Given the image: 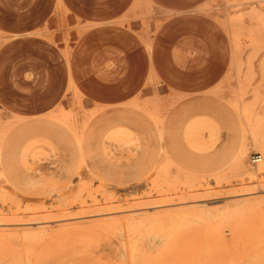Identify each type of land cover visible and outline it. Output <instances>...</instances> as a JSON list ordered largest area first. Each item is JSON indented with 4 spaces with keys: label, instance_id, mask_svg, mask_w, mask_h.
<instances>
[{
    "label": "rangeland",
    "instance_id": "1",
    "mask_svg": "<svg viewBox=\"0 0 264 264\" xmlns=\"http://www.w3.org/2000/svg\"><path fill=\"white\" fill-rule=\"evenodd\" d=\"M0 264H264V0H0Z\"/></svg>",
    "mask_w": 264,
    "mask_h": 264
},
{
    "label": "built area",
    "instance_id": "2",
    "mask_svg": "<svg viewBox=\"0 0 264 264\" xmlns=\"http://www.w3.org/2000/svg\"><path fill=\"white\" fill-rule=\"evenodd\" d=\"M260 158L261 157L258 154H253L251 157V161L258 162V161H260Z\"/></svg>",
    "mask_w": 264,
    "mask_h": 264
},
{
    "label": "bare ground",
    "instance_id": "3",
    "mask_svg": "<svg viewBox=\"0 0 264 264\" xmlns=\"http://www.w3.org/2000/svg\"><path fill=\"white\" fill-rule=\"evenodd\" d=\"M261 158H260V161H259V166H262L263 165V158H262V155L261 154H258ZM259 169L257 170H260L261 167H258Z\"/></svg>",
    "mask_w": 264,
    "mask_h": 264
},
{
    "label": "crops",
    "instance_id": "4",
    "mask_svg": "<svg viewBox=\"0 0 264 264\" xmlns=\"http://www.w3.org/2000/svg\"><path fill=\"white\" fill-rule=\"evenodd\" d=\"M134 66H135V68H138L139 67V63L138 62H135ZM160 69H161V67H160Z\"/></svg>",
    "mask_w": 264,
    "mask_h": 264
}]
</instances>
